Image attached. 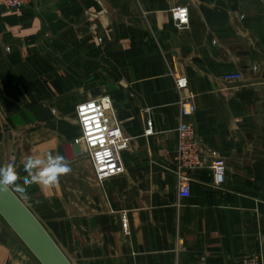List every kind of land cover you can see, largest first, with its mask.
<instances>
[{"label":"crops","instance_id":"0c3cea01","mask_svg":"<svg viewBox=\"0 0 264 264\" xmlns=\"http://www.w3.org/2000/svg\"><path fill=\"white\" fill-rule=\"evenodd\" d=\"M176 6L189 9L183 29ZM185 96L197 105L206 164L223 159L226 182L214 187L206 166L183 198L175 158ZM94 99L109 100L128 143L124 173L103 185L74 149L76 108ZM61 147L76 158L58 185L15 193L72 264L264 261V0H33L1 11L0 166L14 161L21 183L26 155ZM0 264L41 263L0 239Z\"/></svg>","mask_w":264,"mask_h":264},{"label":"built area","instance_id":"2783aa9c","mask_svg":"<svg viewBox=\"0 0 264 264\" xmlns=\"http://www.w3.org/2000/svg\"><path fill=\"white\" fill-rule=\"evenodd\" d=\"M33 0H0V12L18 11L27 7ZM172 18L178 29L189 25L190 13L186 6H176L171 10ZM242 74H229L227 81H240ZM179 90L184 91L187 80L177 78ZM181 123L178 128V145L176 150L175 174L178 178L179 194L186 198L191 193V173L206 166L212 172L213 186L222 188L226 182L225 161L211 155V162L206 164L204 151L199 139L193 116L197 105L192 96H185L179 101ZM81 136L75 140L79 155L90 159L96 180L103 185L106 181L122 175L125 171L121 161V152L127 147V139L120 122L116 119L112 106L107 99H94L81 103L76 108ZM146 135H153L151 122ZM14 161L9 165L14 167ZM243 264H264L257 256L245 257Z\"/></svg>","mask_w":264,"mask_h":264},{"label":"water","instance_id":"95a60500","mask_svg":"<svg viewBox=\"0 0 264 264\" xmlns=\"http://www.w3.org/2000/svg\"><path fill=\"white\" fill-rule=\"evenodd\" d=\"M64 149H59V156L66 162L76 158L75 154L72 158H67ZM74 149L80 153L76 145ZM0 215L41 264H72L43 224L11 187L5 189L0 186Z\"/></svg>","mask_w":264,"mask_h":264},{"label":"clouds","instance_id":"9594fccd","mask_svg":"<svg viewBox=\"0 0 264 264\" xmlns=\"http://www.w3.org/2000/svg\"><path fill=\"white\" fill-rule=\"evenodd\" d=\"M23 171L26 177L20 180L16 169L12 165L0 166V186L5 189L12 187L17 193L26 192L22 185L38 184L42 189L55 188L61 176L71 171L62 156L53 155L41 149L40 154L26 155L23 159Z\"/></svg>","mask_w":264,"mask_h":264},{"label":"rangeland","instance_id":"374dc122","mask_svg":"<svg viewBox=\"0 0 264 264\" xmlns=\"http://www.w3.org/2000/svg\"><path fill=\"white\" fill-rule=\"evenodd\" d=\"M0 239L5 244L8 243L9 239L18 240V242H20L21 245L27 248V246L18 237V235L12 230V228L8 225V223L3 219L1 215H0Z\"/></svg>","mask_w":264,"mask_h":264}]
</instances>
